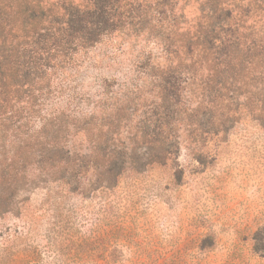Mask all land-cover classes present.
Listing matches in <instances>:
<instances>
[{"label": "trees", "instance_id": "16d2710c", "mask_svg": "<svg viewBox=\"0 0 264 264\" xmlns=\"http://www.w3.org/2000/svg\"><path fill=\"white\" fill-rule=\"evenodd\" d=\"M138 26L162 40L133 86L155 102L64 107L88 49ZM241 112L264 125V0H0V212L27 185L114 187Z\"/></svg>", "mask_w": 264, "mask_h": 264}, {"label": "rangeland", "instance_id": "374dc122", "mask_svg": "<svg viewBox=\"0 0 264 264\" xmlns=\"http://www.w3.org/2000/svg\"><path fill=\"white\" fill-rule=\"evenodd\" d=\"M159 34L138 26L103 37L64 107L152 105L154 92L133 86L162 60ZM239 115L199 142L181 129L177 155L125 170L114 187L24 186L0 212V264H264V125Z\"/></svg>", "mask_w": 264, "mask_h": 264}]
</instances>
